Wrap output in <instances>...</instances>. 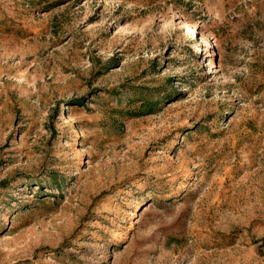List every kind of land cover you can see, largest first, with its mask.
I'll return each mask as SVG.
<instances>
[{"label": "rangeland", "instance_id": "1", "mask_svg": "<svg viewBox=\"0 0 264 264\" xmlns=\"http://www.w3.org/2000/svg\"><path fill=\"white\" fill-rule=\"evenodd\" d=\"M0 264H264V0H0Z\"/></svg>", "mask_w": 264, "mask_h": 264}]
</instances>
